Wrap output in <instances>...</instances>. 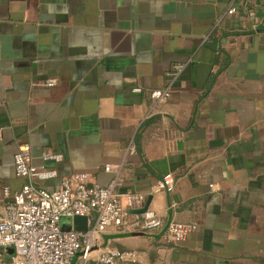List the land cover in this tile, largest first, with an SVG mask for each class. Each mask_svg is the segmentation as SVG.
Masks as SVG:
<instances>
[{"label":"crops","instance_id":"obj_1","mask_svg":"<svg viewBox=\"0 0 264 264\" xmlns=\"http://www.w3.org/2000/svg\"><path fill=\"white\" fill-rule=\"evenodd\" d=\"M22 144L57 171L41 185L75 171L107 185L119 170L120 192L151 197L162 219L109 227L70 264L107 249L135 251L116 264H264V0H0V197L26 182ZM170 222L197 228L177 242Z\"/></svg>","mask_w":264,"mask_h":264},{"label":"built area","instance_id":"obj_2","mask_svg":"<svg viewBox=\"0 0 264 264\" xmlns=\"http://www.w3.org/2000/svg\"><path fill=\"white\" fill-rule=\"evenodd\" d=\"M234 11L235 8L230 7L227 13ZM47 84L52 86L54 81ZM169 94V88L150 91L155 102L166 100ZM126 151L135 152L132 141ZM41 158L59 161L62 155L44 151ZM13 159L15 175L26 178V182L13 192L8 187L1 190L0 248L12 249V264H70L78 253L86 260L91 251L100 247L102 234L109 227L116 232L149 233L163 225L162 219L149 208L141 213L131 212L143 207L146 196L137 191L121 193L123 178L119 170L107 185L94 181L86 171H75L61 177L50 188L40 183L56 177L57 171L33 165L28 144L19 145ZM104 170L110 172V165H104ZM174 185L171 172L165 173L159 183L160 188L168 192L173 191ZM75 215L87 217V230H61L60 218ZM196 228L195 223L170 222L165 230L170 239L178 242ZM134 258L135 251L107 249L97 254L94 264H116L119 260Z\"/></svg>","mask_w":264,"mask_h":264},{"label":"water","instance_id":"obj_3","mask_svg":"<svg viewBox=\"0 0 264 264\" xmlns=\"http://www.w3.org/2000/svg\"><path fill=\"white\" fill-rule=\"evenodd\" d=\"M151 197H148V199L146 200V202L144 203L143 207L139 208V209H135L132 210V213H141L143 211H145L150 203ZM64 218H69V224L67 226L61 227V221ZM59 226L61 230H76V231H86L88 228V222H87V217L86 216H81V215H75L73 217H69V216H63L60 218L59 220ZM167 227V226H166ZM10 253H12V249H9Z\"/></svg>","mask_w":264,"mask_h":264},{"label":"rangeland","instance_id":"obj_4","mask_svg":"<svg viewBox=\"0 0 264 264\" xmlns=\"http://www.w3.org/2000/svg\"><path fill=\"white\" fill-rule=\"evenodd\" d=\"M69 221H70L69 218L62 219V221H61V227L67 226L69 224ZM1 252L3 253L2 250H1ZM2 253H1V255H2Z\"/></svg>","mask_w":264,"mask_h":264}]
</instances>
